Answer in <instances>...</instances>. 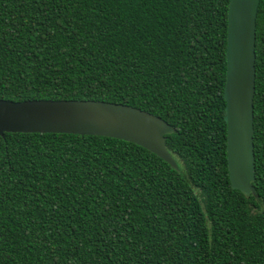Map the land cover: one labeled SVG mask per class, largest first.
Segmentation results:
<instances>
[{"label":"trees","instance_id":"16d2710c","mask_svg":"<svg viewBox=\"0 0 264 264\" xmlns=\"http://www.w3.org/2000/svg\"><path fill=\"white\" fill-rule=\"evenodd\" d=\"M229 0H0V99L103 101L167 122L178 170L126 141L0 136V264H264V0L255 196L230 186Z\"/></svg>","mask_w":264,"mask_h":264},{"label":"water","instance_id":"95a60500","mask_svg":"<svg viewBox=\"0 0 264 264\" xmlns=\"http://www.w3.org/2000/svg\"><path fill=\"white\" fill-rule=\"evenodd\" d=\"M259 1L229 0L227 9L223 88L226 160L231 188L245 196H255L253 100ZM5 133L114 138L143 147L178 170L166 148V136L174 129L161 118L128 105L93 100L0 99V136Z\"/></svg>","mask_w":264,"mask_h":264}]
</instances>
